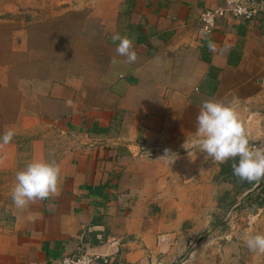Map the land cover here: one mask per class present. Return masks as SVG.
Segmentation results:
<instances>
[{
    "label": "crops",
    "instance_id": "1",
    "mask_svg": "<svg viewBox=\"0 0 264 264\" xmlns=\"http://www.w3.org/2000/svg\"><path fill=\"white\" fill-rule=\"evenodd\" d=\"M53 3L69 6L25 23L16 57L0 66V86L15 77L19 97L0 173L55 160L60 195L5 206L0 264H56L80 250L189 264L220 187L219 163L193 145L202 102L235 107L250 145L264 149V0ZM228 3L249 6L253 19L219 18L202 38L201 14ZM115 33L132 39L136 63L116 53Z\"/></svg>",
    "mask_w": 264,
    "mask_h": 264
},
{
    "label": "clouds",
    "instance_id": "2",
    "mask_svg": "<svg viewBox=\"0 0 264 264\" xmlns=\"http://www.w3.org/2000/svg\"><path fill=\"white\" fill-rule=\"evenodd\" d=\"M201 35L207 39L206 31ZM112 40L119 42L116 53L125 57L126 63L137 62L138 55L133 50L132 39L115 33ZM208 48L212 52L216 51V45L211 40L208 42ZM15 135L12 129L4 132L0 136V148L10 144ZM193 145L196 150L205 154V161L223 164L232 160L233 175L241 181L259 183L264 180V149H256L250 145L239 113L230 104L215 100L202 102L196 117ZM60 177L61 168L55 160L28 163L16 174V183L11 193L13 204L23 209L37 201H51L58 197ZM244 244L250 252L264 255V233L247 235Z\"/></svg>",
    "mask_w": 264,
    "mask_h": 264
},
{
    "label": "rangeland",
    "instance_id": "3",
    "mask_svg": "<svg viewBox=\"0 0 264 264\" xmlns=\"http://www.w3.org/2000/svg\"><path fill=\"white\" fill-rule=\"evenodd\" d=\"M68 6V3L54 4L53 0H0V66L16 57L10 50L13 41L16 43L19 39L18 34L26 29L25 23L44 18ZM46 24L43 29H51V24ZM16 81L14 77L6 89L0 86V136L15 121L19 99L14 88ZM16 174L0 173V222L4 217L7 221L5 206L12 200L10 193L16 183ZM219 185L217 195L230 188L225 184ZM240 206L237 211L226 213L219 211L215 205L209 227L203 231L207 232V236L201 241L196 238L188 248L189 264H264V255L250 252L244 244L247 235L264 233V207L251 210L245 203Z\"/></svg>",
    "mask_w": 264,
    "mask_h": 264
},
{
    "label": "trees",
    "instance_id": "4",
    "mask_svg": "<svg viewBox=\"0 0 264 264\" xmlns=\"http://www.w3.org/2000/svg\"><path fill=\"white\" fill-rule=\"evenodd\" d=\"M264 14L259 13L258 18ZM238 162V158H237ZM233 161L227 163H219V172L213 178L214 183L225 184L230 188L215 196L216 207L219 211L234 212L237 211L245 203V206L251 210H258L264 207V180L259 183L241 181L233 175ZM241 202V203H240ZM218 225V224H214ZM207 236V232H203L197 241H201Z\"/></svg>",
    "mask_w": 264,
    "mask_h": 264
},
{
    "label": "built area",
    "instance_id": "5",
    "mask_svg": "<svg viewBox=\"0 0 264 264\" xmlns=\"http://www.w3.org/2000/svg\"><path fill=\"white\" fill-rule=\"evenodd\" d=\"M225 16H231L240 20H251L253 19L254 12L253 10L245 5L240 3H228L224 8L215 9V10H206L200 16V23L202 31H206L207 35H210L215 26L216 21L219 18ZM37 264V263H30ZM56 264H126L122 261L114 260L111 257L97 255L90 253L86 250H80L76 255L65 257L61 259Z\"/></svg>",
    "mask_w": 264,
    "mask_h": 264
}]
</instances>
